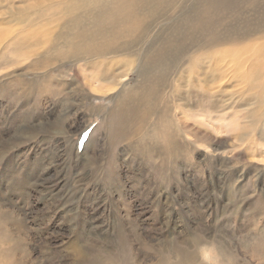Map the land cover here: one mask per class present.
I'll list each match as a JSON object with an SVG mask.
<instances>
[{
	"label": "rangeland",
	"instance_id": "374dc122",
	"mask_svg": "<svg viewBox=\"0 0 264 264\" xmlns=\"http://www.w3.org/2000/svg\"><path fill=\"white\" fill-rule=\"evenodd\" d=\"M42 9L0 0V264H264V0H166L119 83Z\"/></svg>",
	"mask_w": 264,
	"mask_h": 264
},
{
	"label": "bare ground",
	"instance_id": "6f19581e",
	"mask_svg": "<svg viewBox=\"0 0 264 264\" xmlns=\"http://www.w3.org/2000/svg\"><path fill=\"white\" fill-rule=\"evenodd\" d=\"M42 1V12L46 15L52 12L62 14V11L66 9V6H69L77 14L84 12L87 15L92 16V18L75 17L65 25L62 34L54 40L56 42V47L53 42V53L55 55L57 54V60H72L77 64L79 63V67L82 62H86L82 68L89 71L98 69L100 72V74L95 77V81L102 80L108 83H115L118 81L119 83V73L124 72L126 68L132 66L136 60L140 59L143 52L141 44L149 41L150 30L155 26L159 19L165 16L162 7L166 0H145L142 4L140 3L143 0H60L63 1V4L53 7H51L52 0ZM138 4H140L138 7L131 10L130 7ZM65 48H70V50L66 51ZM260 48L262 54H259L258 57H260L259 60L262 61L264 60V48L263 46ZM120 54H126L129 57L126 60V65H124L122 61L120 62L113 59L109 63L108 70L114 68L113 65H111L112 63H115L116 65L117 63H121V71H103V64L98 60L107 56L118 58L115 55ZM96 57L100 58L95 59ZM15 249L16 248H13L11 250L13 256V251H15ZM73 251L76 256V261L78 258L86 259V254L83 253L82 249L79 247H73ZM2 253L3 252L0 251V255ZM173 259L174 258L171 260L168 259V261L162 259L157 262L153 261V263L196 264L197 261L193 256V253L186 256L184 262Z\"/></svg>",
	"mask_w": 264,
	"mask_h": 264
},
{
	"label": "snow or ice",
	"instance_id": "6c2138e0",
	"mask_svg": "<svg viewBox=\"0 0 264 264\" xmlns=\"http://www.w3.org/2000/svg\"><path fill=\"white\" fill-rule=\"evenodd\" d=\"M89 134H90V130L85 131L84 133H82V136H83L84 138H87V137L89 136Z\"/></svg>",
	"mask_w": 264,
	"mask_h": 264
}]
</instances>
